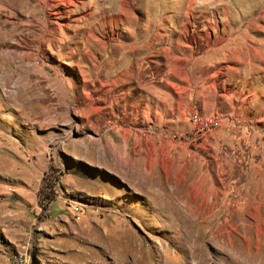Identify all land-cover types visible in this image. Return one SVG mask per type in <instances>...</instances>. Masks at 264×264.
I'll return each instance as SVG.
<instances>
[{"label":"rangeland","instance_id":"374dc122","mask_svg":"<svg viewBox=\"0 0 264 264\" xmlns=\"http://www.w3.org/2000/svg\"><path fill=\"white\" fill-rule=\"evenodd\" d=\"M0 19V264H264L259 128L197 111L229 122L200 134L163 95L166 42L195 85L264 87V0H0Z\"/></svg>","mask_w":264,"mask_h":264},{"label":"crops","instance_id":"0c3cea01","mask_svg":"<svg viewBox=\"0 0 264 264\" xmlns=\"http://www.w3.org/2000/svg\"><path fill=\"white\" fill-rule=\"evenodd\" d=\"M3 19H0V26ZM165 57L167 59V83L169 87L163 92L167 98L164 102L169 107H175L179 113H184L189 108L199 111L201 113H218L229 119L233 126L244 125L251 129L253 133L256 128H259L258 137L264 140V87L258 86L255 82L250 83L248 87L245 86L244 81L248 78L243 72L240 74V84L231 82L236 77H232V73H227L228 76L223 78L219 83V87L211 83L210 86L195 85L198 82L199 75L196 74L195 80L188 74L184 61L188 58L179 49L180 54H175L171 47L172 42H166ZM181 42H176L180 47ZM202 58V56L198 57ZM197 59V57H194ZM237 69L236 66L231 67ZM238 79V80H239ZM246 82V81H245ZM199 83V82H198ZM171 110V109H170ZM255 128V129H254ZM226 133H231L227 129H222ZM224 133V132H223ZM213 135V134H212ZM215 135V134H214ZM229 135V134H228ZM264 160L252 159L248 160L250 167L247 171L250 187L259 191L257 195L250 198L249 205L252 207L264 206ZM259 178V182L252 184V178ZM250 207V208H251ZM251 210V209H250ZM253 218L257 215L250 211Z\"/></svg>","mask_w":264,"mask_h":264},{"label":"built area","instance_id":"2783aa9c","mask_svg":"<svg viewBox=\"0 0 264 264\" xmlns=\"http://www.w3.org/2000/svg\"><path fill=\"white\" fill-rule=\"evenodd\" d=\"M192 121L196 126V131L198 133H207L222 128L223 125L228 121L219 115H212L210 117H206L203 114L194 111L192 113ZM259 149L264 153V146L258 145Z\"/></svg>","mask_w":264,"mask_h":264}]
</instances>
